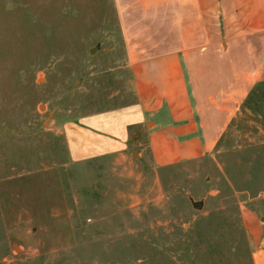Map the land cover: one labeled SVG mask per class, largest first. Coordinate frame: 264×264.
<instances>
[{
	"label": "rangeland",
	"instance_id": "rangeland-1",
	"mask_svg": "<svg viewBox=\"0 0 264 264\" xmlns=\"http://www.w3.org/2000/svg\"><path fill=\"white\" fill-rule=\"evenodd\" d=\"M124 59L114 0H0V264H252L264 85L200 158L72 161L63 124L133 100Z\"/></svg>",
	"mask_w": 264,
	"mask_h": 264
},
{
	"label": "crops",
	"instance_id": "crops-1",
	"mask_svg": "<svg viewBox=\"0 0 264 264\" xmlns=\"http://www.w3.org/2000/svg\"><path fill=\"white\" fill-rule=\"evenodd\" d=\"M114 1L133 100L64 123L69 158L131 142L157 167L211 152L264 85V0ZM242 215L252 264H264V212Z\"/></svg>",
	"mask_w": 264,
	"mask_h": 264
},
{
	"label": "water",
	"instance_id": "water-1",
	"mask_svg": "<svg viewBox=\"0 0 264 264\" xmlns=\"http://www.w3.org/2000/svg\"><path fill=\"white\" fill-rule=\"evenodd\" d=\"M193 206L195 208H201L203 206V203L202 202H195V203H193Z\"/></svg>",
	"mask_w": 264,
	"mask_h": 264
}]
</instances>
